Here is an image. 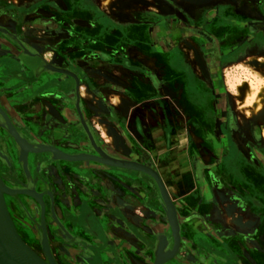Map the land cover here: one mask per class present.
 <instances>
[{
    "label": "flooded vegetation",
    "instance_id": "af4514ba",
    "mask_svg": "<svg viewBox=\"0 0 264 264\" xmlns=\"http://www.w3.org/2000/svg\"><path fill=\"white\" fill-rule=\"evenodd\" d=\"M24 1L27 0H15L14 2ZM119 1L120 4L127 2L126 0ZM235 1L233 0L234 3ZM149 2L159 7L162 12L171 14L162 15L151 13L149 19L151 23H148L151 40L148 42L154 50L153 53L157 55L162 53L168 54L165 57L166 62L156 66L149 65L142 68V73L145 75L144 77L150 91L148 95H152L150 99H164L161 100L163 110L156 109L152 111L150 109L148 114L155 122L161 123L164 121L163 126L167 127V130L164 129L163 135L168 145L170 137H173L174 141L176 140L178 142L177 147L183 152L180 159L182 171L186 173L187 185H192L196 189L198 194L197 198L202 195L204 196L203 198L209 200L211 197L213 178L210 173L216 167L218 168L223 165L221 158L223 153L221 151L227 152L228 149L229 151L232 150L230 153L232 156L234 155L228 162L229 171L235 173L232 182L249 188L251 190L249 200L253 205L261 206L263 204L261 198L264 197V194L259 193V189H264V141L261 135L263 133L264 136V129L262 132L261 124L252 120L246 121L240 115V112L235 106L233 94L224 86L225 79L223 78V70L226 67H231V65L247 62L252 56L264 57V0H239L242 13L237 14L232 12V8L229 5L227 9L231 12L222 15L219 14L218 10L222 8L221 5L214 7L201 6L194 9L188 8L187 12L181 15L173 0H149ZM216 2H219V0H216ZM1 5L2 2H0V12L3 10ZM19 5L21 6L6 5L5 11H13V17L6 24L12 27L14 26V15L17 12L34 11L32 14L30 13V17L33 19L30 27L34 29L29 30L26 28L29 35H31L30 40L33 38L31 41L38 49L49 47L50 39L47 31L56 28L58 23L52 20L50 16L37 17L38 12L36 9L39 6L43 9H47L48 7L54 8L56 7V3L51 0H40L34 3L25 2ZM0 17L4 19L2 18V13H0ZM4 21L2 22L4 23ZM221 27L222 30L217 32V29ZM16 34L18 39L27 47L26 52L30 50L29 52L34 53L29 47V44L22 41L18 33ZM0 37L2 38L0 41L5 43L1 44L3 48L6 49L9 47L15 56L22 54V48L14 41H9L6 39L7 36L1 33ZM262 66L264 67V64ZM14 71L16 70L10 72L15 74ZM70 71L74 72L79 80L84 75L83 73L77 74L73 69ZM111 88L113 94L117 93L116 95L122 97L124 101H129L122 94H118L124 92L122 86L113 85ZM2 94L0 91V107L8 114L11 123L15 124L20 130L21 128L14 122V118L9 115L11 109L6 105L4 100H1L3 99ZM129 102L132 103L131 101ZM107 105L105 106L107 107L105 109L107 113L103 117H100L101 119L99 120H103L107 116L110 121L116 124L115 127L119 130L120 137L126 145L130 146L132 155L126 156L118 150H112L110 147V149L103 150L107 154L117 158L133 159L144 163L151 161L153 167L164 180L170 196L177 202L178 206L176 208L179 214L178 220L181 222V231L186 226V223H190L193 229L201 228L200 230L203 233L209 236L213 234L210 226L205 224V221H202L195 208L192 211L186 212L183 210V203H181L183 200L180 199V201H177L173 197L174 194H172L170 186H174L173 183L175 185L178 184V178H180L177 173H173V167L171 168L173 164H170L168 160L166 161L164 157L160 159L159 153L155 152L157 147H147L143 144L146 146V151L138 148L139 152L144 155L145 160H142L138 155L140 153L132 147L131 144H135L133 143L135 140L128 133L127 129L125 130V127L127 124H130V126L131 124L135 125L136 129L140 126L144 120L141 118L144 112L141 109L142 107L133 103L131 107H126L122 104L120 106L122 111H114V107ZM152 107H157V104L152 102ZM131 108L135 110L132 111ZM82 113L84 119L88 120L90 112L86 108H82ZM31 128L36 132V126L31 125ZM5 134L15 146L11 137L6 132ZM24 135L26 136L27 134L25 133ZM80 137L83 138L84 135L81 134ZM237 137L242 139L248 151L243 150L251 158L253 157L252 159H238L240 155V144ZM41 140V143H51L66 152L73 153L57 145L56 139L51 140L50 138L48 139L42 136ZM79 142L77 140V143ZM227 143L230 146H227ZM83 148L78 149L75 153L85 151L95 153L92 150H87L86 147ZM0 155L1 158H6L5 160L1 159L0 163V175L5 183L9 186H13L14 184L16 185L15 187L21 188L20 181L13 182L9 176L8 172L13 171V166L15 168L17 164L14 160V154L10 152L9 148H6L3 141H0ZM34 156L29 153L27 156L28 162ZM243 168L247 175L244 174ZM167 172H170L169 176L166 175ZM33 176L35 175L33 174ZM20 178L22 181H25L24 176H20ZM189 182L192 184H189ZM35 187L37 190L35 194L39 196L42 202L38 204V217L39 219L43 217L47 222V202L51 198L49 195V191L51 190L47 189L44 191L43 189H38L37 185ZM252 189L254 192H252ZM54 198L55 196L53 194L51 199ZM4 199L18 233L34 250L39 252V254L44 253L45 250L41 242L44 231V235L48 241L49 251L58 264H82L72 256L73 250L69 247V244H65V250L61 249L60 246L62 247L63 245L56 243L59 240L57 237L54 238L45 227L43 230L37 222L26 216V209H29L28 203L26 202L28 198L23 194L17 193L14 197L4 195ZM43 202L45 205L44 212ZM40 205L42 210L40 209ZM227 210L228 213H233L232 215L238 222L240 214L237 215L234 212V206L229 205ZM100 211L98 213L99 215L92 213L87 218L81 216L77 224L70 230V233L73 235L78 234L77 238L80 237L83 240V246L89 240L91 242L90 244H93V240L100 242L104 240L107 244H115L117 240V234L113 231L116 228V222L110 220L103 210L100 209ZM39 219L38 221H40ZM64 225L69 227L68 221ZM187 229L189 230L190 228L187 227ZM181 234L183 236V232ZM75 238L73 236L71 240L73 239L72 241L74 242ZM104 260L105 258L102 256V262L99 264H116L115 262H106Z\"/></svg>",
    "mask_w": 264,
    "mask_h": 264
},
{
    "label": "crops",
    "instance_id": "0c3cea01",
    "mask_svg": "<svg viewBox=\"0 0 264 264\" xmlns=\"http://www.w3.org/2000/svg\"><path fill=\"white\" fill-rule=\"evenodd\" d=\"M36 1L40 0L32 2ZM51 1L56 3V7L43 9L39 6L36 9L38 12L37 17L50 16L52 20L58 23L56 28L47 31L50 39L49 47L38 49L31 41L33 38L30 40L31 35H29L26 28L29 30L34 29L30 27L33 20L30 15L34 11L17 12L14 15V26L6 27L18 33L21 40L28 43L33 52L38 50L46 61L49 62L50 60L47 58L50 50L52 52V54L50 53L51 57L55 55L53 59L56 64L58 63L70 70L73 69L77 74L83 73V77L79 80L82 91L86 90L92 95L103 96L99 104L81 97L83 108L90 112V116H88V120H90L88 123L89 128L91 125V118L89 117H92V122L96 119L94 118L95 116L103 117V112L107 113L105 110L107 108L105 106L108 104L107 98L114 95L115 97L118 96L116 95L117 93L113 94L111 87L113 85L122 86L124 92L118 94H122L133 104L142 107L141 109L144 111L141 116L144 120L140 126L136 129L135 125L131 124L130 126V124H127L125 130L127 129L136 142L147 147H157L155 152L159 153L160 159L164 157L166 161L168 160L170 164H173L171 166V168L173 167V173H177L180 177L178 178V184L170 186L172 194L173 191L176 192L173 197L183 200L181 203H183L184 211H192L195 208L198 216L213 231V234L209 236L203 233L200 230L201 228H194L193 234H189L191 235L190 237L197 242H202L205 249L210 248L211 251L225 259L226 264H264V197L261 198L263 204L255 206L249 200L251 190L232 182L235 173L229 171L230 168L228 167L229 159L234 156L230 153L232 150L221 151L223 153V155L221 154L223 165L216 167L210 173L213 178V188L209 200L203 198L204 196L202 195L197 198L196 189L192 185H187L186 173L182 171L180 159L183 152L177 147L178 142L174 141L173 137H170L168 145L163 135L164 129L167 130V127L163 126L164 121L161 122L162 124L155 122L148 114L150 109L152 111L156 109L163 110V105L161 104L163 98L161 100L150 99L152 95H148L150 91L144 77L145 75L142 73V68L164 63L166 62L165 57L168 56L167 53L159 55L153 53L154 50L148 42L150 40L148 23H151L149 21L151 13L162 15L171 13L162 12L160 8L151 4L149 0H126L127 2H123L116 7L115 14L114 11L105 8L109 0H103L104 3L102 2L100 8L95 0ZM173 1L181 15H184L188 8L194 9L201 6L214 7L218 5L222 6V8L218 9L220 15L228 14L231 11L237 14L242 13L239 0H236L235 3L233 0H219V2H216V0ZM0 2H2L1 7H3L0 12L2 13V18H4L2 21L7 17L4 21L5 24L13 17V11H5L6 5L12 4L18 7L21 5L9 0H0ZM229 5L232 8L230 12L227 9ZM221 30L222 27L218 28L217 32ZM0 49L3 51V54L0 55V82H2L0 87H10L18 84L20 82L19 79L7 80L4 78L5 74L8 71L22 69L23 65L28 67L29 65H35L37 59L24 54L15 56L11 49H5L2 46ZM62 59L63 61H61ZM32 68H27L29 70H26L25 74L26 76L29 75L31 79L35 78L37 80L32 83L34 90L40 86H45L41 94L48 96L51 104L56 106L57 99L61 98L59 90L66 89L64 82L59 84V78H63L66 82H72L71 78L59 73L43 71H37L39 73L35 74V69ZM24 82L18 84L19 88L28 84L31 85V83L25 82L24 84ZM152 102L156 103L157 107H152ZM115 105V107L113 106L114 111H122L118 104ZM68 106L71 105L68 104ZM107 106L111 107L112 105L108 104ZM131 109L132 111L135 110L134 108ZM93 124L95 125V123ZM96 126L98 127V124ZM59 136L56 131H53L51 138L58 140ZM237 139L240 144L238 159H252L253 157L251 158L244 151H248V149L242 139L239 137ZM227 146H230V144L227 143ZM242 170L247 175L245 169L243 168ZM166 175L169 176L170 172H167ZM189 184L192 183L189 182ZM252 192H254L253 189ZM259 193L264 194V189H259ZM229 205L234 206V212L237 215L240 214L237 224L236 218L232 215L233 213H228L227 207Z\"/></svg>",
    "mask_w": 264,
    "mask_h": 264
},
{
    "label": "rangeland",
    "instance_id": "374dc122",
    "mask_svg": "<svg viewBox=\"0 0 264 264\" xmlns=\"http://www.w3.org/2000/svg\"><path fill=\"white\" fill-rule=\"evenodd\" d=\"M9 1L15 4H23L34 0H27L24 2ZM95 2L99 8L102 6V2L104 3L103 0H95ZM117 6H120L119 0H109L105 8L114 11L115 14ZM1 22L2 21H0V26H9L3 22L1 24ZM0 39L2 38L0 37ZM6 39H8V37H6ZM1 44L2 41H0V47ZM50 53L52 54L49 50L47 56L49 59L52 58ZM263 64L264 57L252 56L247 62H240L236 65H231V67H226L223 70V78L225 79L224 86L233 94L234 103L240 115L246 121L252 120L261 124L262 132L264 129V112H260L261 116L258 115L256 118L250 113L246 114V112L240 108L239 104H241L242 97L247 91L246 89L248 86V81L244 77H246V75L250 77V72H255L257 75L264 76ZM9 76H13V73L10 71L7 72V75L4 77L8 79ZM238 78L241 79L239 82H237ZM69 85L73 86V82H70ZM18 89L19 86L9 90H2L3 99L1 100H9L6 101V105L11 109L9 115L14 118V122L21 128L19 130L15 124H12L13 130L21 136L24 145L29 147L36 146L41 143L42 136H51L53 131H56L61 125H69L66 130H62V137L58 142L56 141V144L73 153L77 152L79 149L78 146L86 147L87 150H92L91 146L87 145L88 140L84 130L80 128V126L76 127L78 123L76 125L69 123V120H71L70 118L77 121L78 119L76 116L70 115V118L66 117L68 114L67 111L64 110L62 113L58 112L57 108L52 106L47 98L42 100L34 99V103L31 105V108H29L31 112L25 113L22 110L27 108L26 106H29V104H27V102L25 103L24 100L18 96L16 91ZM78 92L80 97L90 100L95 104H99V101L103 99L101 95H92L91 97L86 93V90L82 91L81 82L79 83ZM106 101L108 104L112 105V107H115V104H118V106L123 104L126 107H131L132 104L129 101H124L122 97H115V95L113 97H108ZM104 114L103 112V115ZM25 117L30 119L26 120ZM90 118V129L97 145L101 146L104 150L110 147L112 150H118L126 156L132 155L130 146L124 143L114 122L110 121L107 116L103 120H99L101 118L95 116L94 118L96 119L93 120V122L92 117ZM89 121L90 120H86L87 125ZM0 123H5L1 116ZM93 123H95V125ZM96 124H98V127ZM31 125L37 127L36 132L32 130ZM0 128L2 127L0 126ZM25 133L27 134L26 136L24 135ZM7 134L15 143L19 155V151L23 144L18 145L15 138L11 134ZM81 134L84 135L83 138L80 137ZM261 136L264 141L263 133ZM77 140L81 143H77ZM0 141H3V136H0ZM133 143L135 144L131 145L134 147V150H137L138 153H140L138 155L142 160H145L144 155L139 152L138 149L141 148L143 151H146L145 146L136 141ZM10 145L11 144L8 142L5 143L6 148H9L10 152L14 154ZM31 154L35 156L30 162H28L27 159L25 166L23 165V161H19V164L16 163L17 166H15V168L13 166V171L11 170L8 172L13 182L17 180L20 181L21 188L15 187L16 185L14 184L13 186L7 185L0 175V179L5 186L13 191L12 194L3 193V197L4 195L14 197L17 193H20L28 198L26 202L28 203L29 209H26V216L37 222L43 230L45 227L54 238L57 237L59 240L56 241V243L63 245L62 247L60 246L61 249L65 250V244H69V247L73 250L72 256L80 261V263L99 264L102 262L103 256L105 258L104 261H112L116 264H150V257L156 247L158 236L162 234L165 237H169L170 241L172 240L169 223L164 219L165 213H163L159 203V196L155 192V183L150 176L138 174L135 171L106 167L91 161L85 163H71L61 159L51 158V154L47 153ZM1 159L5 160L6 158H1L0 155V163ZM14 160L16 162V158ZM8 167L10 166L8 165ZM33 174L35 176H33ZM20 176H24L25 181H22ZM193 180H191V182H193ZM173 184L175 186V183ZM35 185L38 186V189H43L44 191L47 189L51 190L55 196L54 199L49 198L47 202V222L43 217H41V219L38 217L39 196L30 194L32 191L36 193L37 190L35 189ZM173 194H176V192L173 191ZM176 200L180 201V199ZM100 209L105 212V215L109 217L110 220L116 222V228H114L113 231L117 234V240L115 244H107L104 240L101 242L93 240L92 242L94 245L90 244L91 242L89 240V242L83 246V240H81L80 237L77 238L78 234L73 235L70 233V230L77 224L81 216L87 218L90 217L92 213L99 215ZM177 215L179 219L178 212ZM10 217L16 229L15 222L11 215ZM38 219L40 221H38ZM66 221H68L69 227L64 225ZM237 223L238 222H236V224ZM179 224L181 229V222H179ZM186 226L190 229L188 230ZM186 226L183 227L185 230L182 229V232L184 238L189 239L190 243L187 244L185 241L182 242L183 244L179 251L178 259L172 260V264H226L225 259L211 251L210 248L205 249L202 242H197L194 238L191 240L189 234H193L194 229L190 223H186ZM72 235L77 238V240H75L76 238L74 239V242L72 241L73 239L71 240V238H73ZM41 242L44 250L47 251L52 261L58 264L49 251L48 241L44 235V231ZM46 251H44V253ZM37 253L39 254V252ZM44 253H40V255L45 257Z\"/></svg>",
    "mask_w": 264,
    "mask_h": 264
},
{
    "label": "water",
    "instance_id": "95a60500",
    "mask_svg": "<svg viewBox=\"0 0 264 264\" xmlns=\"http://www.w3.org/2000/svg\"><path fill=\"white\" fill-rule=\"evenodd\" d=\"M3 27L5 29L4 30L0 29V33L6 35L9 41L10 40L14 41L19 47H21L22 54L27 55L29 57H35L37 59V62L35 65H29V67L23 65L22 69H15L16 70L14 71L15 74H13V76L8 77V79H15V80L19 79L20 80L19 83L23 82L24 80H26L25 82L27 83H31V85L28 84L16 90L18 93V96L21 97L25 103L31 102V105L34 103V99H40V100L44 98L48 99V96H46L45 94H41L42 90L45 88L44 85H43L44 87L40 86L39 88H36L34 90L32 83H35L37 80L35 78L31 79L29 75L26 76L25 72L26 70L27 71L29 70L27 68H32L34 66L33 68L35 69L34 70L35 74L39 73L37 71H43V72H48V73H59L61 75H66L70 77L71 81L73 82V86L69 85L70 82H66L63 78H59L58 80L59 84H63L62 82H64V87L66 88L65 89L66 91L64 89L59 90V92L61 93V98L57 99L58 101L55 107L57 108L58 112L62 113L64 110L67 111L68 114L66 115V117L68 118H70L71 116L77 117L78 119L77 121H75L73 118H70L71 120H69L70 121L69 123H71L72 125H76L78 123L76 127L80 125V128L84 130L87 136V140H88L87 145H90L92 148V151L95 152V155L93 154L88 155V154H85L84 152H78V153L68 152V154H64L61 151L57 152V150L54 147H52V145H43L45 142H42L32 147L24 145L23 143L24 141L22 140L21 136L16 131L13 130V125L11 123V120L9 119L8 114L0 107V116L3 118L5 122L4 124L0 123V126L7 133L11 134L15 138L18 145L23 144L19 151V155H18L19 161H23V165L25 166L26 160H27L25 150H28L30 151V153L41 152V153L51 154V158L61 159L63 161L68 160L70 162L72 159H76V158L80 159L79 157L86 156L85 160L95 162L100 165H103L105 161H108L106 163H109L110 166L104 165L106 167H114L112 165H115V166L123 165L127 167H134L136 169H142L146 175L152 178V180L155 183L156 190L158 189L160 192L159 194H157L159 196L158 200L163 210V213H165L164 219L167 220V222L169 223V227L171 229V238H172V240L169 241V245L167 244V248L164 249L163 247L164 245H166V237L160 234L158 236L156 247L154 248L151 256L154 254L156 255V259H155V264H156L160 260V257H158L159 253L164 252L168 255H172V258L169 261V264H172V260L178 259L179 251L181 249L179 246L177 247V244H178L177 236H178V231L180 229V224L177 218L178 216L177 208L174 204L171 203V201L169 200V197H167V193L165 191L163 183L159 175L157 174V172L135 161H126L124 159H117V157L107 154L101 146L97 145V142L95 141L92 135L91 129L87 125L86 120L84 119L82 115L83 106H82L81 97L79 96V92H78V87H79L78 76L74 72L65 68L64 66H61L58 63L56 64L55 60L53 59L55 55H52V58L48 62L41 56L38 50H35L34 53H31L29 51L26 52V46L18 39V37L16 36L17 34L13 30H10L8 27L6 26H3ZM2 43L5 44L4 42ZM61 61H63V59ZM3 82L5 81L3 80ZM0 84H2V82H0ZM18 84H14L13 86H10V87L9 86L0 87V91L15 88L18 86ZM7 100L8 99L6 100L4 99L5 102ZM68 104H70L71 107L68 106ZM22 111L25 113L31 112L30 110L24 111V109ZM25 119L29 120L30 118L25 117ZM60 127L61 128L64 127L63 130H66L69 127V125L67 126L61 125ZM61 137L62 135L56 141L58 142L61 139ZM71 163H77V162H71ZM3 193L12 194L13 191L9 190L5 186V184L2 182V180L0 179V264H38L37 261H35V259L26 250L25 246L23 245V242L21 241L20 236L18 235L15 229V226L7 210L4 197H3ZM30 194L34 196L36 195L34 191L30 192ZM180 244H183V243H180ZM46 255L48 257V260L50 261V264H55L52 261L51 257L49 256V254L47 253V251H46Z\"/></svg>",
    "mask_w": 264,
    "mask_h": 264
},
{
    "label": "bare ground",
    "instance_id": "6f19581e",
    "mask_svg": "<svg viewBox=\"0 0 264 264\" xmlns=\"http://www.w3.org/2000/svg\"><path fill=\"white\" fill-rule=\"evenodd\" d=\"M1 20L2 19L0 18V21ZM0 29L4 30L5 28L0 26ZM26 49H27V47H26ZM2 52L3 51L0 50V55L2 54ZM250 74H251L250 77L247 76V75H246V77H244L248 81V86H247V89H246L247 91L244 93V95L242 97L241 104H239V105H240V108L243 109L246 112V114L250 113L251 115H253L254 117L257 118V116L260 115V112H264L263 111L264 110V76L257 75L255 72H253V73L250 72ZM240 80L241 79L238 78L237 82H239ZM234 85H235V83H234ZM86 93L91 95V97H92L91 93H89L88 91ZM239 102H240V100H239ZM27 104H29V106L27 105L26 106L27 108H24V111L30 110L29 108H31V103H27ZM63 129H64V127H62V128L59 127V129H56V132L61 136L62 135V131L61 130H63ZM0 131H1L0 132V134H1L0 136H3V143L5 144V143L8 142V143L11 144L10 148L13 150V152L15 154L16 163L19 164V159H18L19 156H18V151H17L16 145L14 146L12 144L10 138L5 134L6 131L3 128ZM47 138H50L52 140L51 136H49ZM43 145H52V147H54L57 150V152L61 151L64 154H68V152L64 151L63 149L59 148L58 146H56L54 144L44 143ZM78 148L79 149H84L82 146H78ZM29 153H30V151L25 150L26 156H28ZM37 153H41V152H37ZM84 153L88 154V155L89 154L90 155H92V154L95 155V153H92L91 151H85ZM79 158L80 159L76 158V159H72V160L69 159V160H71L70 162H86L87 161V160H85L86 156L85 157H79ZM117 159H122V158H117ZM124 160H126V161H135V162H137V163H139V164H141V165H143V166H145L147 168H151L154 171H156L157 174L159 175L162 183H163V186H164L165 191L167 193V197H169V200L171 201L172 204H174L175 206H178L177 202L174 201V199H172V197L170 196L169 190H168L166 184L164 183V180L162 179V177L160 176L158 171L153 167V164H152L151 161H149L148 163L147 162L144 163V162H140V161L133 160V159H124ZM65 161L69 162L68 160H65ZM106 162H108V161H105L103 165H109V163H106ZM112 166H114V167H116L118 169H124V170H127V171H136L138 174H143V173L145 174V172L142 169H136L134 167H127V166H123V165H118V166L112 165ZM155 192L157 194L160 193L158 189L157 190L155 189ZM49 195L51 196V198L53 197V193L51 191H49ZM40 209L42 210L41 205H40ZM44 211H45V205H44V202H43V212ZM181 233H182V231H181V229H179L178 236H177V242H178L177 247L179 246L180 248H181V245H182L180 243H182L183 241H185L187 244L190 243L189 239H185V240L183 239L184 236H182ZM185 234H187V233H185ZM18 235H19V233H18ZM189 236H191V235H189ZM20 238H21V241L23 242V245L25 246L26 250L35 259V261H37L38 264H50V261L47 258L46 252L44 253L45 257H42L21 236H20ZM191 240H193L192 237H191ZM169 241H170V238L166 237V245H164V247H163L164 249L167 248V244L169 245ZM158 257H160V260L156 264H169V261L172 258V255H168V254H166L164 252H161V253H159ZM150 258H151L150 259V264H155L156 255L155 254L152 255Z\"/></svg>",
    "mask_w": 264,
    "mask_h": 264
}]
</instances>
